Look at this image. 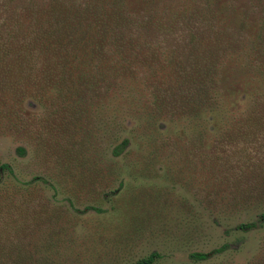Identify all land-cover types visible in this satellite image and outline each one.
I'll use <instances>...</instances> for the list:
<instances>
[{
    "label": "rangeland",
    "instance_id": "obj_1",
    "mask_svg": "<svg viewBox=\"0 0 264 264\" xmlns=\"http://www.w3.org/2000/svg\"><path fill=\"white\" fill-rule=\"evenodd\" d=\"M25 1L0 0V11L9 16ZM160 2L154 14L166 20L195 3L219 9L210 36L222 27L233 38L222 49L264 40V0ZM192 8L163 30L173 49L120 56L126 62L116 69L85 65L81 78L75 67L64 78L52 69L60 76L48 81L61 93L48 100L39 96V69L26 81L36 79L32 100L1 92L0 264H135L153 252L163 255L159 264H191L192 253L226 244L227 254L203 264H264V223L237 230L264 214V110L242 117L247 95L264 96V75L254 79L246 61H229L221 110L196 116L179 78L192 71L193 54L177 40L191 36ZM168 57L189 69L165 65ZM258 65L264 70V57Z\"/></svg>",
    "mask_w": 264,
    "mask_h": 264
},
{
    "label": "trees",
    "instance_id": "obj_2",
    "mask_svg": "<svg viewBox=\"0 0 264 264\" xmlns=\"http://www.w3.org/2000/svg\"><path fill=\"white\" fill-rule=\"evenodd\" d=\"M160 1L46 0L39 3V0H27L24 5L13 7L9 16H5L6 11L2 9L0 11V94L4 90L11 89V94L16 96V99L32 100L35 93L33 94L31 86L36 79L43 77L44 79L37 80L45 81L44 85L40 86L42 91L39 96L42 100H48L51 97L55 98L58 92L61 93L59 88H53L57 84L48 81L51 77L60 76L50 75L49 71L52 69L60 70L64 78V69L75 67L80 70L77 76L81 78L84 72L82 68L85 65L93 64L100 66V69L104 65L116 69L121 65L118 62H126L128 55L140 53L139 57L143 58L146 51L157 56L158 49H173L165 46V39H162L163 30L172 31L179 14L192 7L177 9L166 20L164 14H154L153 9L159 4L163 5ZM8 2H10L8 5L13 3V1ZM195 5L192 8L195 12L192 17L194 21L187 18L190 23L185 27L191 32L190 38L185 40L180 35L177 40L178 45L183 46L184 43L193 54L190 57L193 60L192 71L179 76L183 79L181 81L184 88H188L190 93L184 96L185 91L181 86V96L192 111L196 112V116L200 117L205 111L216 113L221 110L219 109L221 98L228 94L227 88L222 86V83L225 72L229 70V67H226L230 62H240L244 66L246 61L244 72L251 74L254 79L264 75L263 68L261 71L258 65L264 57V49H258V45L260 46L264 40L258 38L251 42V49L220 48L224 44H231L233 40L222 27H218V32H213V37L210 36L214 27L212 20L220 14V10L206 9V3L202 4L201 8H199L200 4L195 3ZM145 12H149V16ZM224 13L226 14L225 11ZM219 19L220 24L227 17ZM241 23L245 28L246 23L242 21ZM187 41L188 43H185ZM241 43L243 44V41L238 44L239 47L244 46ZM120 56L125 59H119ZM171 61L172 58L168 57L165 65L177 68L178 72L181 70L183 73L189 69L182 62L173 61L171 66ZM38 69L41 75L34 76L36 79L26 83L34 78L29 73ZM70 79L73 80V76ZM245 98L247 107L243 109V118L249 113L264 110L263 95L256 92ZM128 145L129 140H125L114 153L117 156L121 155ZM19 152L25 154L22 148ZM1 170L13 174L12 168L7 164L3 165ZM89 210L94 209L89 208L85 211ZM263 223L264 214L257 222L240 224L237 230L248 233L259 229ZM229 251L230 246L226 244L211 252H194L189 259L191 264H203ZM163 259V255L153 252L137 260L135 264H159Z\"/></svg>",
    "mask_w": 264,
    "mask_h": 264
}]
</instances>
